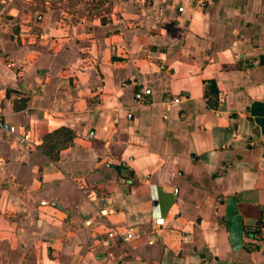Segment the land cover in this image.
<instances>
[{
    "label": "crops",
    "instance_id": "crops-1",
    "mask_svg": "<svg viewBox=\"0 0 264 264\" xmlns=\"http://www.w3.org/2000/svg\"><path fill=\"white\" fill-rule=\"evenodd\" d=\"M0 111V264H264V0H0Z\"/></svg>",
    "mask_w": 264,
    "mask_h": 264
},
{
    "label": "built area",
    "instance_id": "built-area-1",
    "mask_svg": "<svg viewBox=\"0 0 264 264\" xmlns=\"http://www.w3.org/2000/svg\"><path fill=\"white\" fill-rule=\"evenodd\" d=\"M145 95H146V92L144 90H142L139 94H137L136 98L139 100V101H144L145 99ZM163 103L165 105H173V104H179L181 103V98L180 97H176V96H172V95H167L164 100H163ZM0 130L6 135V136H9L11 134H15V131L14 129L10 126V124L7 122L5 116L2 114V112L0 111ZM22 142L23 143H28L29 142V136L28 135H24L22 138H21ZM100 198L102 201L104 202H107L109 200V198L107 197V195L101 193L100 194ZM252 231L254 232V228L252 229ZM117 234L116 230L115 231H112L109 233V236L110 237H113ZM132 235V231L130 230L127 235H125V239L126 240H129L130 237ZM249 248H254V245L250 244L248 245Z\"/></svg>",
    "mask_w": 264,
    "mask_h": 264
},
{
    "label": "rangeland",
    "instance_id": "rangeland-1",
    "mask_svg": "<svg viewBox=\"0 0 264 264\" xmlns=\"http://www.w3.org/2000/svg\"><path fill=\"white\" fill-rule=\"evenodd\" d=\"M105 1L107 2V0H105ZM87 2H88V0H87ZM90 2H91V1H90ZM90 2H89V3H90Z\"/></svg>",
    "mask_w": 264,
    "mask_h": 264
},
{
    "label": "trees",
    "instance_id": "trees-1",
    "mask_svg": "<svg viewBox=\"0 0 264 264\" xmlns=\"http://www.w3.org/2000/svg\"><path fill=\"white\" fill-rule=\"evenodd\" d=\"M59 132H56V134H58Z\"/></svg>",
    "mask_w": 264,
    "mask_h": 264
}]
</instances>
